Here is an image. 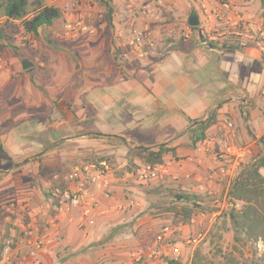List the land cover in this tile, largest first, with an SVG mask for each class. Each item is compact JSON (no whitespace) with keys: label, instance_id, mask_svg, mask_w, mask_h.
Instances as JSON below:
<instances>
[{"label":"rangeland","instance_id":"1","mask_svg":"<svg viewBox=\"0 0 264 264\" xmlns=\"http://www.w3.org/2000/svg\"><path fill=\"white\" fill-rule=\"evenodd\" d=\"M108 1L113 10L110 26L108 25L105 7L95 0H66V5L61 6L63 13L69 12L73 15L90 14L91 18L94 19V22L84 25L87 27L88 32L79 30L75 40L83 33L92 35L96 30V32H102L107 36L110 35L112 43L115 45L111 49L106 48V51L100 54L97 51V45L90 44L89 81L93 86L90 96H100L102 98L124 95V90L118 86L124 82H129V78L132 79L133 83V75L129 71L119 68L127 65L133 66V60L125 65H119L114 58V50L118 42L123 41L124 38L130 35L132 22L136 27H141L143 23L141 20H133L129 16L123 0ZM230 1L233 2L234 11L241 14L244 13V7L247 3H250L251 6L254 5L252 10L255 12L256 17L249 18V21L254 24L258 20L257 0H247L245 3H242L243 0ZM182 2L185 5L197 8L196 0H182ZM44 3L46 5H58V0H44ZM118 3L121 6L120 13L117 15L115 9ZM3 5L4 0H0V31H2L0 55L5 59V48L14 46L23 50L29 49L30 46L36 47L38 41L41 42V39L39 40L41 36L46 39L51 36L50 34L48 36V28H46L39 31L38 39L37 36L36 38L31 36L32 42L25 41L24 37L27 35H24L20 23L6 22L3 18ZM85 19H87V16H85ZM161 19L163 23L158 24L157 29L155 25H152L151 28L157 41L158 56L155 63H159L165 58L164 56L167 54L166 51L169 47L183 41V38H169L164 33L165 26L169 24V21L165 16ZM185 21H187V17ZM57 23L58 21L54 22L55 25ZM69 25L71 23H68L67 26ZM65 31L66 28L60 34L64 35ZM119 34L122 35V38H119ZM4 38H8V40ZM69 39L74 40L73 38ZM44 42L46 41L43 40ZM61 45H52V47L62 49ZM62 46L65 47L64 44ZM251 49L253 50L250 53H255L258 56V50ZM9 50L13 51L11 48ZM233 54L238 55V53ZM111 57L115 64L112 63L110 68L108 59ZM250 60L255 61L253 55ZM33 62L39 67L33 69V79L38 86L44 89L43 82L44 80H51L50 73H46L41 69L44 65L40 58L33 60ZM192 62L194 61L192 60ZM241 64H237L233 68L232 77L235 76L241 79L242 74H246V65ZM261 68L264 69L262 64H260V67L256 66V68H253L252 73L258 72ZM182 74L185 75L184 72ZM256 74L259 75L260 72ZM261 75L263 84H261L260 78L258 81L261 84L260 86L259 84L256 87L251 86L254 92L253 97H249L243 89L238 88L235 84L232 86L226 85L227 90L225 89L226 93L222 98L223 103L210 113V115L212 113L217 115L216 126L218 124H231V131H234L233 119L226 113H219L224 105L233 104L237 116L245 124L244 127L248 135L257 137V141L254 143H252L254 141L252 137L247 144L237 143L238 149L245 150L246 154L242 160L243 162H239L238 159L239 165H236V168H233V163L237 158L230 157L232 162L228 173H217L212 165L207 166L208 163L204 166L187 162L190 148H192L196 138L199 137V129L197 130L196 126H193L188 120L185 121L186 125L183 126V118L177 112L174 111L173 113L172 110H169V112L167 110V116L162 115L158 118L156 116L157 111H155L158 108L154 107V115H149L147 120L136 123L138 128L145 127L147 124L145 127L148 130L147 133L154 132L155 135L151 139L143 132H139L140 129L133 131V127H135L133 116L130 117L132 121L127 118V122L122 121L120 125H117L119 123L112 116L102 118L100 115L98 118L96 112V116L89 121V127L93 132L97 130L96 132L99 135L90 138L89 144L85 146L87 152L77 154V160L67 161L68 164H62L58 167L49 164V160H52L54 156L46 152H15L16 154H13L14 157H12L7 144L3 141L4 128L0 127V240L7 235L6 241H10L11 248L17 251L20 257L27 252L26 245L29 240H40L39 236L50 235L52 241L58 242L54 251L57 264H192L193 262L197 263L195 255L199 257V264H262L256 260V257L264 255L263 244L235 242L234 233L226 219L227 213L233 206L235 208L240 207L239 203L235 204L233 202L234 205H232L228 194L230 182L243 165L254 161L263 162L264 153L262 152L260 140H264V127L260 129L259 133H255L246 126L249 113L258 114V118L264 121V94H262L264 92V73ZM191 76H193L198 86H204L205 89L202 90H206L208 95L215 91L216 88L214 89L209 83L212 78L211 72L208 74L197 69L191 73ZM227 76L229 77L228 73L224 75V78H228ZM50 84L54 86L52 82ZM214 84L216 86L215 82ZM243 84H250L249 80L248 82L244 81ZM196 88L197 85L195 86V95L190 92L186 96L180 97L179 100L177 99L178 94L175 93V102L179 106H185L187 102L193 101L198 90L201 89ZM48 91L44 94L47 95V101L51 104L52 100L50 98H54V95H49ZM133 94L136 95L137 93L134 91ZM211 98V96H208L206 100L209 102ZM232 99L235 100L232 101ZM166 100L165 98L162 102L164 103ZM7 101L8 99L4 100V102ZM258 110H260V114ZM49 111L46 106H43V110L40 111L41 117L45 119ZM95 111L96 109L91 106V112ZM152 119L157 120L153 123ZM200 120L204 121L202 118L191 121ZM111 130L122 131L130 136L132 134L136 135L135 137L138 138L137 144L139 145L166 144L171 148H176V156L170 157L168 155L162 163L165 166H174L173 169H169L166 176L156 181L146 179L140 182L138 179L139 171L144 164L136 161L135 164L138 169L135 174L120 176V171L126 165V154L117 152L109 156H103L100 154L103 151L97 150L99 147L106 145L104 139L99 137L100 134H106ZM207 138L222 140L224 137L218 127L213 128L212 133L208 132L202 141L197 142L195 149H200ZM208 151V154L205 151V156L218 154L216 148ZM66 155L67 158H71L72 154L68 151ZM72 157L75 158L76 156ZM217 159L221 158L217 156ZM103 160H105L104 163L101 162ZM34 162L39 163L38 168L33 167ZM22 166L29 167L28 170L33 173L35 170L37 171L35 179H29H31L32 186L35 187L37 193L44 197V202H41L42 212L38 214V229L33 228L30 224L31 218L26 213L28 207L24 204V201H21L23 196L20 193L21 179L19 170L16 169ZM30 171H28L27 176L31 177L33 174H30ZM213 173H216L215 178L212 176ZM260 174L264 176V171L261 170ZM196 175L201 177L202 183L194 179ZM106 182L108 183L107 188L103 189ZM199 185L203 186L202 191L199 190ZM53 186H57L62 190L70 189L80 195L82 199L86 195L89 197L90 195L98 197L105 193L114 195L121 199L123 206L126 208L117 217L119 224L115 228L104 230L101 228V221L95 216L91 220L88 219L89 221H87L85 219L83 222L80 207H72L61 203L59 200L49 202L46 195L50 194V189ZM182 193L195 194L200 198L199 202H196L199 208H193L189 216L188 213L182 211L183 204H179L174 200L175 194L180 195ZM58 205L64 207L63 211L56 210L55 207ZM9 208H11L10 211H8ZM61 214L64 215L59 217ZM5 217L9 218V222H5ZM71 217L74 218L73 222H69ZM129 217H131V220H128ZM121 218L122 223H120ZM21 226L27 228V234L22 232ZM165 227L169 228V234L162 241L157 242L159 232ZM44 246L45 243H43V249ZM39 260L42 264L40 257ZM0 264H12V258L3 254Z\"/></svg>","mask_w":264,"mask_h":264},{"label":"crops","instance_id":"2","mask_svg":"<svg viewBox=\"0 0 264 264\" xmlns=\"http://www.w3.org/2000/svg\"><path fill=\"white\" fill-rule=\"evenodd\" d=\"M165 1L173 6L175 16L180 19L185 20L187 17L188 20V17L194 11V6L185 5L182 0ZM243 2L245 3L247 0H243ZM51 5L58 7L62 15L56 25L53 24L51 28H48L47 34L51 36L47 37V39L45 37L42 38V36L40 38L37 36V39H41V42L38 41L36 47L30 46L29 49L23 50L18 48L16 51L13 49L11 51L9 50L10 48H5L4 53L9 66L8 70L0 76V127L4 128L3 141L7 144L8 151L12 157H14L13 154H16L15 152H46L54 156L52 160H49L51 166L58 167L62 164L65 165L68 164L67 161L77 160V154L87 152L85 146L89 144L90 138L94 137V135H99L96 132L97 130L93 132L89 127V121L96 116V112L98 118L100 115L102 118L112 116L119 123L117 125H120L122 121L127 122V118L133 116V125L135 126L133 127V131L140 129L138 130L139 132H143L151 139L155 135L154 132L151 134L147 133L148 130L145 129L147 124L145 127L138 128L136 123H141L147 120L149 115H154V107L158 108L155 110L157 111L156 116L158 118L162 115L167 116V110L168 112L169 110H172L173 113L174 111L177 112L183 118V126H185L186 120L207 119L208 115L218 105L223 103L222 98L227 90L226 85L232 86L235 84L238 88L243 89L249 97H253L254 92L251 86L256 87L259 84L258 81L260 78L261 84H263L261 74L264 73V69L261 68L256 72H260L259 75L252 73L253 68H256V66L260 67L261 64H259L258 56L255 53H250L253 49L213 50L201 47L194 39H183L176 49L166 51L165 58L159 63H155V60H153L144 64L133 62V66L127 65L119 67L121 70L129 71L133 75V83L132 79L129 78V82H124L118 86L124 90V95L113 98L90 96V91L93 87L89 81L90 44L97 45V51L100 54H103L106 48L111 49L115 45L112 43L110 35L107 36L102 32H96V30L94 32L92 31L94 33L92 35L83 33L76 40L75 38H73L74 40H70L69 38L63 37L60 33L67 27L68 23H71L73 26L80 25L84 27L85 24L88 25L90 22H94V19L91 18L90 14L84 15L80 13L73 15L69 12L63 13L61 6L66 5V0H58V5ZM120 6V3L116 5L115 11L117 15L120 13ZM253 6L247 3L244 7V13H239L249 23H251L249 18L256 17L255 12L252 10ZM257 10L258 20L254 24L259 22V25H262L259 0H257ZM85 16H87V19H85ZM165 17L169 20L168 18L170 16L165 15ZM130 27L133 28V22ZM32 37L36 38L35 36ZM176 38L180 39L179 37ZM43 40L46 42L50 40L56 45L64 44L65 47L61 45L62 49L60 47L54 48L46 42L43 43ZM233 53H238V55ZM251 54L254 56L255 61L250 60ZM37 58H40L44 65L41 69L46 73H50L51 80H44V89L36 84L32 75L33 69L39 68L33 62ZM22 59H28L33 64L30 73L25 74L21 70L20 61ZM114 62L112 57L108 59L110 68L112 63L115 64ZM241 63L246 65V74H242L241 79L235 76L232 77L231 73L233 68ZM197 69L208 74L210 72L212 73V78L209 80V83L214 89L216 88L212 94L210 93L208 95L206 90H202L205 89L204 86H198L193 76H191V73ZM226 73L229 74V77L227 76L228 78H224ZM248 80L250 84H243L244 81L248 82ZM196 85V89L201 88L198 90L195 96L196 98L191 102H187L185 106H179L175 102V93L178 94L177 99L179 100L180 97L186 96L190 92L194 94ZM209 87L211 86L209 85ZM47 91L49 95H54V98H50L52 100L51 104L47 101V95L44 94ZM134 91L138 95H134ZM208 96L212 97L209 102L206 100ZM165 98L167 100L163 103L162 101ZM5 99H8V101L4 102ZM234 100L232 99V101ZM43 106H46L50 110L45 119L41 117L40 113L43 110ZM91 106L96 109L95 112H91ZM259 112L260 110H258ZM219 113H226L233 119L235 129L231 132L232 144L236 148H238L237 143H249L251 137L254 139L252 143L257 141L255 135L250 137L246 132L245 124L237 116L233 104L224 105L219 110ZM130 120L132 121V118ZM152 120L154 123L157 119ZM222 125L212 126L207 133H212V129L216 127L221 130ZM246 126L255 133H259L260 129L264 127V121L258 118V114H254V112L249 113ZM135 136L113 130L106 134H100L99 137L104 139L103 141L106 145L99 147L97 150L103 151V153H100L103 156H109L117 152H124L126 154L128 148L144 146L143 144H137L138 138ZM133 143L135 144L133 145ZM178 150L179 148L177 149V154ZM68 151L72 154L71 158L66 157ZM242 151L245 150L242 149ZM208 153L209 151H207ZM204 154L205 152L199 148L190 150L187 162H193L196 165L202 164L204 166L208 163L207 166L212 165L217 170V173H228L232 162L230 156L224 155L221 159H217L218 155L205 156ZM72 156L76 157L73 158ZM239 162L238 159L234 160L233 168H236ZM38 165L39 163L37 162L33 163L34 168H38ZM172 167L169 169H173ZM28 168L22 166L16 169L19 170V177L21 179L20 193L23 195L21 201H24V204L28 207L26 213L31 218L30 224L33 228L38 229V214L42 212L41 202H44V197H41L35 190V187L32 186L31 179H35L37 171L35 170L33 173ZM28 171L33 176H27ZM212 176L215 178L216 173H213ZM107 185V182L104 183L103 189L107 188ZM46 199L49 202L55 201L51 197H46ZM83 200L82 205L79 206L83 215L81 220L83 222L85 219L89 221L95 216L101 221V228L104 230L107 228H115L119 224L117 221L118 215L126 208L123 206L119 197L107 193L99 195L98 197L91 195L89 197L86 195ZM55 208L58 211H63L64 209V207L59 205ZM63 215L61 214L59 217ZM128 220H131V217ZM73 221L74 218L71 217L69 222ZM122 222L123 220L121 218L120 223ZM21 228L22 232L27 234V228L24 226H21ZM39 239L42 243H45L44 249L39 255L42 264H57L54 251L57 248L58 242L55 243L52 241L50 235L39 236Z\"/></svg>","mask_w":264,"mask_h":264},{"label":"built area","instance_id":"3","mask_svg":"<svg viewBox=\"0 0 264 264\" xmlns=\"http://www.w3.org/2000/svg\"><path fill=\"white\" fill-rule=\"evenodd\" d=\"M123 3L129 16L133 20H141L143 23L141 27L133 25L130 35L116 44L114 58L119 65H125L132 60L139 64L155 60L157 58V41L151 28L152 25H155L157 29L158 24L163 23L161 18L169 15V24L165 26L164 30L169 38L194 39L201 47L205 48L209 46H226L238 50L254 48L258 50L259 61L264 66V29L262 25L252 24L243 19L239 13L234 11L230 0H196L197 8L194 7L198 17L196 27H190L187 21L175 16L173 6L165 0H123ZM79 30L88 32L86 26L69 25L66 27L63 37L76 38ZM118 36L122 38L121 34ZM24 40L32 42L31 35L25 36ZM8 66V61L0 55V76L8 69ZM231 128V124H223L221 132L224 138L222 140L207 138L200 149L205 152L216 148L219 158L227 155L242 161L241 159L246 153L233 146ZM169 168L170 166L163 164L153 167L144 165L139 171L138 179L140 182L146 179L156 181L166 176ZM194 179L202 183V179L198 175ZM203 189V186L200 185L199 190ZM50 195L53 199L72 207H79L83 202L77 193L70 189L62 190L57 186L50 189ZM10 210L11 208L8 209V211ZM4 220L9 222L8 217H5ZM168 234L169 228H162L157 236V242L162 241ZM4 245L3 254L12 258V264H41L39 253L43 249L42 241L29 240L26 245L27 252L20 257L17 251L11 248L10 241H6Z\"/></svg>","mask_w":264,"mask_h":264},{"label":"trees","instance_id":"4","mask_svg":"<svg viewBox=\"0 0 264 264\" xmlns=\"http://www.w3.org/2000/svg\"><path fill=\"white\" fill-rule=\"evenodd\" d=\"M97 3L102 4L106 9V17L108 25L112 22L113 10L109 6L108 0H95ZM262 27L264 29V0H259ZM1 8V7H0ZM3 18L6 22H19L23 30L24 35L38 36L41 29L51 28L54 22L61 19V11L54 5H46L44 0H4ZM191 14H197L193 11ZM0 31V36H2ZM8 40V38H4ZM49 45H55L50 40L47 41ZM181 42L175 44V46L169 47L168 50L176 49ZM9 45V44H8ZM11 46V45H10ZM13 50H17V47L11 46ZM208 49L213 50H232L226 46L216 47L209 46ZM238 50V49H236ZM31 70L25 72L30 73ZM193 126L199 129V137L193 143L191 150H195L197 142L202 141L207 131L217 122L216 113H212L204 121H191ZM188 121V122H189ZM262 145V152L264 153V140H260ZM176 156V148H171L166 144H157L154 146H135L126 150V165L120 176L124 174H135L137 165L136 161L148 165L157 166L164 162L166 156ZM27 162V161H25ZM105 162V160L101 161ZM264 171V157L263 162L257 161L249 162L243 165L237 175L229 184V197L233 202L239 203L240 207L234 206L227 213V220L234 233L235 242H246L250 244L261 243L264 246V176L260 174V171ZM50 198L51 195H46ZM52 198V197H51ZM174 200L183 204L181 209L188 216L192 213V209H198L196 202H199L200 198L195 194L182 193L180 195L175 194ZM7 240V235L0 240V262L2 261V255L4 250V243ZM197 260L192 264H199V257L195 255ZM259 262L264 264V255L256 257Z\"/></svg>","mask_w":264,"mask_h":264},{"label":"water","instance_id":"5","mask_svg":"<svg viewBox=\"0 0 264 264\" xmlns=\"http://www.w3.org/2000/svg\"><path fill=\"white\" fill-rule=\"evenodd\" d=\"M187 23L190 27H196L198 25V17L196 14H191L188 17ZM20 67L23 72H26L28 70H31L33 67V64L28 59H22L20 61Z\"/></svg>","mask_w":264,"mask_h":264}]
</instances>
